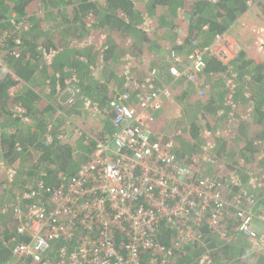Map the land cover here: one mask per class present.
<instances>
[{
	"label": "trees",
	"instance_id": "1",
	"mask_svg": "<svg viewBox=\"0 0 264 264\" xmlns=\"http://www.w3.org/2000/svg\"><path fill=\"white\" fill-rule=\"evenodd\" d=\"M252 4L264 14V0H0L1 26L6 13H17L23 39L21 57H9L21 81L0 79V264H81L63 241L39 262L13 257L12 242L22 239L14 209L30 205L27 195L39 183L65 184L96 141L113 132L107 103L115 93L138 99L158 83L147 73L157 60L156 41L148 33L154 26L173 30L174 44L161 43L167 51L200 47ZM146 51L153 57L145 59ZM248 51L228 60L208 57L206 95L184 88L160 115L173 124L162 138L176 141L177 158L219 182L227 197L240 194L259 217L264 213V56ZM30 80L34 86L25 84ZM56 98L65 103L56 105ZM251 185L261 190L255 195L244 189ZM236 224L228 214L221 231L239 234ZM197 229L206 246L195 239L176 244L171 229L160 225L158 240L172 246L170 264H264V244L252 240L248 250L233 254L235 246L215 239L207 225Z\"/></svg>",
	"mask_w": 264,
	"mask_h": 264
},
{
	"label": "built area",
	"instance_id": "2",
	"mask_svg": "<svg viewBox=\"0 0 264 264\" xmlns=\"http://www.w3.org/2000/svg\"><path fill=\"white\" fill-rule=\"evenodd\" d=\"M256 15L264 20L263 12ZM2 23L0 79L20 82L9 61L22 53L19 16L10 12ZM246 29L253 33L254 48L264 55V24L248 23ZM241 49L243 44L228 27L208 44L186 51L169 50L168 77L151 69L150 75L159 83L142 97L115 93L107 103L113 132L96 141L65 184L51 187L39 183L27 195L30 205L14 209L15 231L22 239L13 240V257L39 262L54 242L66 241L77 242L81 264H143L146 254L145 264H170L172 246L157 238L162 223L171 229L176 244L193 239L202 244L203 234L197 228L205 224L221 234L228 214L237 220V231L254 237L253 223L256 219L264 223V213L256 217L241 202L240 194L227 197L219 182L177 158L172 138L163 139L152 130L156 117L173 100V83L182 80L191 84L203 97L205 90L199 80L207 58L214 55L228 60Z\"/></svg>",
	"mask_w": 264,
	"mask_h": 264
},
{
	"label": "rangeland",
	"instance_id": "3",
	"mask_svg": "<svg viewBox=\"0 0 264 264\" xmlns=\"http://www.w3.org/2000/svg\"><path fill=\"white\" fill-rule=\"evenodd\" d=\"M248 23H250V24H256L257 23L259 25H262V24H264V20L259 19L255 13H244L243 15H241L239 17V19H237L233 24H231L229 26L230 32H231V34H233L234 36L239 38L240 37V32L242 31L241 35H244L245 37H247V36L250 37V42L254 45V43L252 41V37H251L253 33L250 32V31H246L245 30L246 29V24H248ZM146 25H149V24H146ZM155 28H156V26H154L150 30V32H148V33H151L149 35L152 36L155 39V41H156L155 44H154L155 47H156V51L159 52V51H161V49L162 50L165 49V48L162 47V44H161L162 42H164L165 44H167V45H169L171 47L174 44L173 43L174 40L171 37V35L174 33L173 30H171V28L168 27V26H165L164 28H159V29H155ZM243 29L246 31V33L243 32ZM137 37L141 38L142 36L141 35H137ZM258 54L256 55V54H252L251 53V55H252L251 57L259 58V57L264 56L263 54H260V53H258ZM150 55H152V54L149 51H146L145 52V59H147V60L150 59ZM152 57H153V55H152ZM138 65L141 66L142 63H137L136 67ZM132 68H134V67H132ZM132 68H129L130 71L132 70ZM142 69L144 71L146 69V66L145 65L142 66ZM175 83H173V88L175 86ZM174 100L175 99L173 97V100L171 102H173ZM59 102H60L59 99L56 98L55 99V104L57 105V103H59ZM60 103L64 104L65 102H60ZM109 134H111V133H109ZM201 171H203V170H201ZM209 172L210 171H208L207 173H209ZM203 173H205V172L203 171ZM244 189H247V191L250 190L249 192L253 191V193L256 195V192L261 190V186H258V185H256V186H254V185L245 186ZM253 229L255 231V236L252 237V238H250V237H248V236H246L244 234H240V233L239 234H228V235H225V233L223 231H221V234L220 233H215V239H217L218 241L221 240L223 242L226 241V242L231 243L232 245H234L235 247H234V249L232 251L233 254H237L242 249H243V251L248 250L250 245H251L249 242L252 241V240H255L256 242H260L261 244L259 246L262 247V245L264 244V223L259 221L258 219H256L254 221V223H253ZM203 245L204 246L207 245V241L205 240V238L203 240Z\"/></svg>",
	"mask_w": 264,
	"mask_h": 264
},
{
	"label": "crops",
	"instance_id": "4",
	"mask_svg": "<svg viewBox=\"0 0 264 264\" xmlns=\"http://www.w3.org/2000/svg\"><path fill=\"white\" fill-rule=\"evenodd\" d=\"M256 12H258V13H261L262 12V10H261V7H260V10L258 9V8H256V6H255V4H252V5H250L244 12H242L243 14L244 13H255L256 14ZM10 14V12H8V13H6L5 14V17L7 18L8 17V15ZM17 14V13H16ZM242 14V15H243ZM19 16V15H18ZM239 19V18H238ZM246 31H248L247 29H245ZM244 29H243V32H245L246 33V31H245ZM242 34V31L240 32V37L238 38L240 41H241V43L243 44V48L244 49H248L249 51L251 50V51H253L254 53H258V51L255 49V48H253L254 47V45L250 42V37H245L244 35H241ZM251 36V35H250ZM252 37V36H251ZM212 40V39H211ZM252 41H253V38H252ZM253 48V49H252ZM188 49H191V47H188V46H185V47H183V48H180V49H174V50H178V51H186V50H188ZM169 50H171V49H169ZM169 50L167 51V50H165V49H161V51H159V52H157L156 51V54L154 55V58L155 59H157L156 61H155V63H153V64H149L147 67V73L148 74H151L150 73V71H151V69H153V68H156L157 69V71H158V73H159V75L160 76H165V77H168V75L166 74V72H167V68H168V65H169V63H168V61L166 60V57H167V53L169 52ZM167 51V52H166ZM159 59V60H158ZM204 74H203V76L200 78V80H199V86H200V88H203L204 89V87H203V84H202V82H203V80H204ZM156 80H157V82L159 83V79H157V78H155ZM201 81V82H200ZM29 82V81H28ZM28 82H26L25 84H28V85H33V81H31L30 80V82L31 83H28ZM34 86V85H33ZM184 87L185 88H187L188 90H190V92L194 95V96H197L198 97V94H197V91H196V89H195V87L193 86V85H191V84H186L184 81H182V80H177L176 81V83H175V86H174V88H173V85H172V88H173V95L175 96V94H176V92H180L181 90H183L184 89ZM206 95V93L204 94V96ZM203 96V97H204ZM166 107H167V105L164 107V109L161 111L162 113H163V111L166 109ZM173 114H174V112H172ZM161 114V113H160ZM152 130H153V132L154 133H156L157 135H163L165 132L166 133H169V132H171L172 130H173V124L172 123H170V122H162L161 121V115H158L157 117H156V119H155V121H154V123H153V125H152ZM165 132H164V131ZM175 141V140H174ZM176 142V141H175ZM177 144V143H176ZM79 165V164H78ZM78 165H77V167H78ZM77 167L75 168V171L72 173V174H74L75 172H76V170H77ZM71 174V175H72ZM56 242H58V241H56ZM56 242H54L53 243V246H55L54 244L56 243ZM63 242H66V241H63ZM66 243H69L70 245H69V247L70 248H72V253H73V255H74V257L75 258H77V260L79 261V256H78V253H77V248H78V244H77V242H66Z\"/></svg>",
	"mask_w": 264,
	"mask_h": 264
}]
</instances>
